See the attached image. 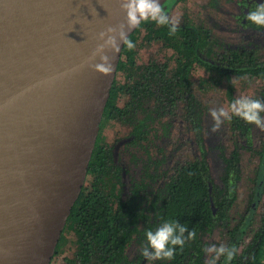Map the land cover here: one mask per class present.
Here are the masks:
<instances>
[{
	"label": "trees",
	"instance_id": "16d2710c",
	"mask_svg": "<svg viewBox=\"0 0 264 264\" xmlns=\"http://www.w3.org/2000/svg\"><path fill=\"white\" fill-rule=\"evenodd\" d=\"M199 1L221 6V0ZM231 2L237 6L239 27L264 32L246 19L264 0ZM130 39L135 48L124 47L87 180L53 262L71 249L73 253L64 258L66 264H205L209 259L205 248L219 232L225 237L223 245L238 251L232 261L221 257L218 264H264V135L256 147L255 125L236 116L227 121L230 138L217 147L220 167L216 179L205 137L204 110L195 93L197 82L222 90L226 109L241 96L264 101V50L244 42H226L192 16L178 25L174 35L168 26L142 22ZM150 46L160 48L162 57L141 63ZM178 114L198 155L177 165L169 182L150 198L148 186L128 182L121 150L157 137L160 128L167 135L165 120ZM113 126L126 133L120 135V131L110 139L106 132ZM246 158L253 159L254 168L247 179L251 187L248 207L238 214ZM176 220L187 224L190 231L195 229L196 239L186 242L183 249L177 246L171 261L146 260L141 255L145 231ZM135 240L140 251L131 258L128 251Z\"/></svg>",
	"mask_w": 264,
	"mask_h": 264
},
{
	"label": "water",
	"instance_id": "95a60500",
	"mask_svg": "<svg viewBox=\"0 0 264 264\" xmlns=\"http://www.w3.org/2000/svg\"><path fill=\"white\" fill-rule=\"evenodd\" d=\"M54 0H0V58L18 39L21 29L49 8ZM163 0H159L162 4ZM119 13L106 20V29L124 20L120 2ZM140 26V25H139ZM128 31V37L139 28ZM99 40L83 54L59 67L37 75L0 102V152L14 146L13 139L27 134L52 139L45 151L56 164L66 135L71 134L79 145L65 148L71 165V180L62 194L53 201L59 207L50 218L42 190L32 179V157L20 154L17 175L23 180L27 196L24 204L30 209L29 227L23 235H13L0 224V264H52L57 246L66 228L73 207L87 180L89 165L100 135L104 113L111 96L118 66L125 45L112 56V72L104 76L89 66V57ZM99 62V57L93 63ZM43 115L46 122L37 121ZM11 138L9 142L5 138Z\"/></svg>",
	"mask_w": 264,
	"mask_h": 264
},
{
	"label": "bare ground",
	"instance_id": "6f19581e",
	"mask_svg": "<svg viewBox=\"0 0 264 264\" xmlns=\"http://www.w3.org/2000/svg\"><path fill=\"white\" fill-rule=\"evenodd\" d=\"M118 2L120 0H54L34 21L28 22L0 58V102L42 72L59 67L93 47L99 41V33L106 30V20L119 13ZM37 121L44 123L46 118L38 115ZM5 138L8 142L11 139ZM51 140L27 134L14 138L15 145L0 152V224L13 235L27 231L31 216L23 201L27 191L16 171L21 153L32 157V179L42 190L50 218L59 209L53 201L72 178L65 148L76 147L79 142L72 139L71 134L66 135L56 164L45 148L43 150Z\"/></svg>",
	"mask_w": 264,
	"mask_h": 264
},
{
	"label": "rangeland",
	"instance_id": "374dc122",
	"mask_svg": "<svg viewBox=\"0 0 264 264\" xmlns=\"http://www.w3.org/2000/svg\"><path fill=\"white\" fill-rule=\"evenodd\" d=\"M177 1L163 0L161 6L170 17L179 19V25L187 17L192 16L204 26L211 28L220 39L226 42H244L247 45L257 46L264 50V32H250L239 27L235 18L237 6L231 0H221L220 8L207 5L206 1L193 0L187 4L182 2L176 4ZM162 55L163 51L160 48L150 46L143 52L141 63L147 62L148 59L161 58ZM195 93L203 106L206 142L212 152V170L215 178L218 179L220 166L215 157L216 153H218L217 147L221 144H226L230 135L227 121L221 125L217 132L213 133L211 131L213 121L209 114V109L226 108L223 91L202 86L200 82H197L195 85ZM242 94L245 95V93ZM165 122L166 124L164 125L168 131L167 135L160 128L157 137H150L140 146L123 147L121 150V156L128 167V182L133 186L140 183L145 184L144 187L148 186L147 191L150 192V196L146 191L145 193L150 198L169 182L177 165L195 158L198 155L194 139L188 133L186 125L180 119L179 114L175 117H167ZM120 131V135H122V132H125L123 128L120 129L118 126H113V128L109 127L106 133L109 134L108 137L111 139L120 133ZM263 135L264 131L255 127L256 147H259ZM253 168V159L246 158L243 166L244 178L240 181L238 214H243L248 207L251 187L247 179L252 176ZM238 217L239 215L235 214V218L237 219ZM224 238L222 234L216 232L209 239V246L212 244L217 246L223 245L222 240ZM70 250L69 253L57 258L52 264H66L64 261L65 256L73 253ZM139 251L140 246L137 240H135L129 247L128 254L133 258ZM149 264H152V262H149Z\"/></svg>",
	"mask_w": 264,
	"mask_h": 264
},
{
	"label": "clouds",
	"instance_id": "9594fccd",
	"mask_svg": "<svg viewBox=\"0 0 264 264\" xmlns=\"http://www.w3.org/2000/svg\"><path fill=\"white\" fill-rule=\"evenodd\" d=\"M120 8L124 13V20L116 27H108L99 33V40L103 41L96 46L89 57V66L101 75H110L112 68V56L115 55L120 44L129 50L135 48V44L128 37V31L137 28L142 22L152 21L157 25L168 26L169 34L174 35L179 25L178 18H172L163 9L159 0H120ZM247 21L257 28H264V3L258 4L246 15ZM99 57V62L93 63ZM264 101L249 96H241L235 99L229 107L211 108L209 114L213 121L211 131L217 132L225 121H230L233 116L239 117L250 125H255L264 131ZM187 233V236H185ZM146 245L141 249V255L149 261L167 260L175 258L177 246L183 249L186 242L196 239L195 229L189 230L187 224L176 221H164L155 230L145 231ZM235 246H217L212 244L205 248L209 259L205 264H218V260L224 257L232 261L236 254Z\"/></svg>",
	"mask_w": 264,
	"mask_h": 264
}]
</instances>
